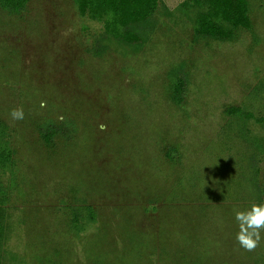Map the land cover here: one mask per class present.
Here are the masks:
<instances>
[{"label":"rangeland","instance_id":"obj_1","mask_svg":"<svg viewBox=\"0 0 264 264\" xmlns=\"http://www.w3.org/2000/svg\"><path fill=\"white\" fill-rule=\"evenodd\" d=\"M183 1L164 0L132 46L104 39L72 0L0 7L13 150L0 170V264H264V233L247 251L235 220L264 206V0H249L252 29L230 41L196 37ZM174 70L187 79L181 104ZM66 122L72 137L48 145L44 128Z\"/></svg>","mask_w":264,"mask_h":264},{"label":"trees","instance_id":"obj_2","mask_svg":"<svg viewBox=\"0 0 264 264\" xmlns=\"http://www.w3.org/2000/svg\"><path fill=\"white\" fill-rule=\"evenodd\" d=\"M29 0H0V7L11 14H19L25 9ZM81 16L97 21L103 28L102 37L113 39L121 44L132 46L147 40L154 29L153 16L161 7H165L164 0H72ZM167 8V7H166ZM178 8L183 12L197 9L194 33L198 38H211L220 41H230L235 38L240 29H252V18L249 0H184ZM170 10V9H169ZM171 11V10H170ZM101 49V48H100ZM98 52L101 50L96 48ZM183 74V75H182ZM187 79L182 71L174 70L170 74V96L176 104L184 99ZM231 114L246 122L253 114L240 107L228 109ZM264 125V119H257ZM250 133L249 131H246ZM74 126L71 123L47 125L41 132V137L48 144L54 143L57 135L71 138ZM7 127L0 123V170L8 169L12 164L13 150L6 139ZM251 138L246 134L244 139ZM258 144V148H261ZM171 157V156H170ZM90 219H95L94 209L86 207ZM78 232L84 230L78 215L72 221ZM3 226L0 224V238L2 239Z\"/></svg>","mask_w":264,"mask_h":264},{"label":"clouds","instance_id":"obj_3","mask_svg":"<svg viewBox=\"0 0 264 264\" xmlns=\"http://www.w3.org/2000/svg\"><path fill=\"white\" fill-rule=\"evenodd\" d=\"M11 115L14 119H23L24 113L22 109H14ZM235 220L239 225L236 239L240 246L247 251H255L264 233V206L253 205L251 209L236 210Z\"/></svg>","mask_w":264,"mask_h":264}]
</instances>
